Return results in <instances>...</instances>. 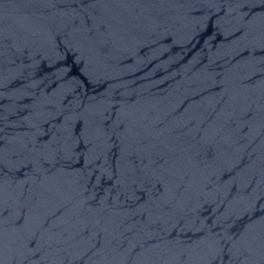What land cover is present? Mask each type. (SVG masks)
<instances>
[{"label":"water","instance_id":"1","mask_svg":"<svg viewBox=\"0 0 264 264\" xmlns=\"http://www.w3.org/2000/svg\"><path fill=\"white\" fill-rule=\"evenodd\" d=\"M0 264H264V0H0Z\"/></svg>","mask_w":264,"mask_h":264}]
</instances>
